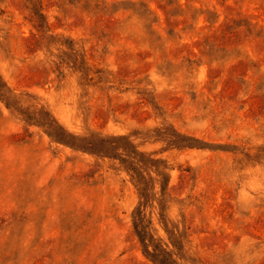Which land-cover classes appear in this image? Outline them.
<instances>
[{
    "label": "rangeland",
    "instance_id": "374dc122",
    "mask_svg": "<svg viewBox=\"0 0 264 264\" xmlns=\"http://www.w3.org/2000/svg\"><path fill=\"white\" fill-rule=\"evenodd\" d=\"M0 264H264V0H0Z\"/></svg>",
    "mask_w": 264,
    "mask_h": 264
},
{
    "label": "trees",
    "instance_id": "16d2710c",
    "mask_svg": "<svg viewBox=\"0 0 264 264\" xmlns=\"http://www.w3.org/2000/svg\"><path fill=\"white\" fill-rule=\"evenodd\" d=\"M143 243H144L145 248H148V244L145 241H143ZM145 251H146V249H145Z\"/></svg>",
    "mask_w": 264,
    "mask_h": 264
}]
</instances>
